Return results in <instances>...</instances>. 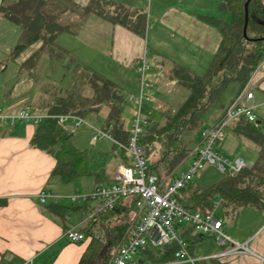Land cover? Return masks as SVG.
I'll return each instance as SVG.
<instances>
[{"label":"crops","instance_id":"obj_1","mask_svg":"<svg viewBox=\"0 0 264 264\" xmlns=\"http://www.w3.org/2000/svg\"><path fill=\"white\" fill-rule=\"evenodd\" d=\"M4 1L7 5L13 0H2L1 6ZM223 1L149 0L147 4L146 0H33L31 5L32 8L39 5L42 13L61 27L55 36V44L66 51L81 69L96 73L119 89L124 97L123 117L128 109L132 110L133 100L139 93L137 66L144 57L150 67L147 78L152 84V100L144 105L143 113L148 119L153 110L158 112V120L148 119L152 125L165 117L168 109L164 102L172 98L165 89V86L172 85L171 80L166 83L162 78L166 71L173 73L178 66L197 75L206 71L221 40L219 30L206 17L229 20L230 13L222 8ZM0 16L7 18L1 10ZM7 20L16 26L19 38L20 26L9 18ZM34 44L36 49L31 55L43 43L37 40L27 47ZM52 48L56 47L53 45ZM42 53L49 54L47 51ZM175 84L187 92L183 96L185 99L188 88L178 79H175ZM87 85L85 83V94L90 95L91 90ZM245 87L253 93L252 104L259 117L256 124L263 125L264 145V56ZM237 93L231 94L222 103L214 113L215 119L209 122L210 126L223 115ZM15 101L10 98L0 105L1 112L14 114L24 108L17 110ZM48 109L33 113L48 114ZM106 114L107 108L103 107L98 114L90 113L85 117L102 118L105 121ZM35 126L36 123L15 121L9 124L8 121H0V264H23L28 259L33 264H77L90 237L72 242L65 232L74 228L84 233L86 225L82 222L81 213L90 203H74L69 195L75 191L89 192L97 184L93 175L79 176L65 183L53 174L56 162L53 153L31 145ZM112 126L111 122L105 121L101 127H108L112 134ZM205 127H209V124ZM237 127L236 120L232 121L216 148L223 156L229 159L241 158L252 166L257 160L258 149L252 147L255 155L247 152L248 158L241 156L246 152V148L243 149L246 143ZM66 130L74 137L78 128L71 130L67 127ZM98 141L102 142L101 148L91 152L102 158L105 174L111 179L106 181L103 178L98 184H108L113 181L116 167L122 164L118 157L120 149L117 140L102 138L94 142ZM198 142L199 137L188 149ZM109 147L114 152L112 156L107 152ZM209 168L214 167L207 165L197 175ZM178 172L179 168L173 176ZM219 173L221 176L226 174ZM157 174L161 179L167 177ZM195 177L192 179L193 184L202 188L194 181ZM41 191L50 194L45 201L39 198ZM53 196L57 197L56 200ZM217 198L221 197L217 195ZM221 212L226 220L214 216L222 221L223 231L230 240L206 248L200 244L195 257H213L225 264H264V210L254 205L236 208L232 201H228L227 207L222 208ZM181 227L191 226L183 224ZM99 230L103 232L100 222L92 230L97 237ZM233 242L244 244L245 248L237 252L230 251ZM225 251L230 252L219 256ZM189 252L191 254L192 249Z\"/></svg>","mask_w":264,"mask_h":264},{"label":"trees","instance_id":"obj_2","mask_svg":"<svg viewBox=\"0 0 264 264\" xmlns=\"http://www.w3.org/2000/svg\"><path fill=\"white\" fill-rule=\"evenodd\" d=\"M33 0H13L11 4L0 7L4 16L20 26L21 32L15 46L14 53H19L28 45L37 40L42 41V47L34 52L27 61H33L38 54L65 53L55 44V36L61 27L52 22V19L43 14L37 5L32 8ZM246 0H224L222 8L230 13L229 20L208 16L206 20L215 25L221 34V40L206 71L201 74L190 73L184 67L178 66L173 75L188 88V94L182 104L171 116L167 114L160 121L146 125L141 134V145L148 154L155 146L162 145L163 156L174 151L177 159L165 175L173 176L183 163L189 151H181L182 132L198 114L211 102L217 99L225 87L235 82L239 84L238 92L245 88L252 73L259 66L264 52V0H250L248 3V22L246 27L247 38L243 36L244 3ZM37 3V2H36ZM50 18V19H49ZM56 48L53 49L52 46ZM59 54V53H58ZM69 55V54H68ZM69 61L75 60L69 55ZM82 71L79 77L75 75L60 89L62 95L56 96L55 103L48 109V114L74 113L79 116L98 114L104 107L107 108L106 122H111L112 134L115 140L127 143L130 131L125 128L122 115L124 97L119 89L109 80L97 76L87 70ZM63 74V72H62ZM61 74V75H62ZM63 80V79H62ZM70 83V84H69ZM85 83L91 94H85ZM239 135L253 141L258 147L255 164L236 174H224L217 182L208 187H198L191 181L185 188L176 193L177 199L184 206L206 213L212 210V201L217 195L222 200L232 201L236 208L245 205H254L264 210V145L263 137L255 125L250 124L244 117L236 119ZM250 124V125H249ZM31 145L48 153H53L56 160L53 174L59 176L62 182H70L79 176L93 175L94 182L100 183L106 176L102 158L94 152L78 148L73 143L71 132L59 126L54 117L42 119L36 123L31 137ZM98 156V157H96ZM121 163H127L123 150L118 151ZM101 158V159H100ZM100 159V162L98 160ZM150 166L151 172L156 175V167ZM159 177V175H158ZM137 209L136 198L122 199L112 210L100 216L99 221H90L83 229L85 238L90 237L84 252L77 264H106L111 252L123 236L132 215ZM100 222L104 233V240L93 234V226ZM179 234L186 242L187 248L192 247L205 236L193 232L194 228L179 227ZM178 248L176 242L154 248L146 247L142 250L143 258L139 263L146 261L159 263L171 260ZM201 264H225L216 258L210 257L201 260Z\"/></svg>","mask_w":264,"mask_h":264},{"label":"built area","instance_id":"obj_3","mask_svg":"<svg viewBox=\"0 0 264 264\" xmlns=\"http://www.w3.org/2000/svg\"><path fill=\"white\" fill-rule=\"evenodd\" d=\"M1 3L2 0H0V7ZM149 69L143 57L137 66L140 89L133 100L134 116L127 143L116 141L108 127L102 128L98 125L97 118H88L74 113L39 114L22 108L14 114H4L0 109V121H8L9 124L15 121L38 123L42 119L54 117L56 123L64 129L69 127L75 130L85 125L92 130L91 139L93 141L102 138L114 139L118 148L124 151L128 161L116 167L112 182L97 184L89 192L75 191L69 195V199L74 203H90V206L81 213L82 222L85 225L92 220L99 221L101 215L112 210L122 199L136 198L137 209L106 264H142L139 260L143 258L144 248H157L170 242H176L178 245L174 257L168 261L151 264H201L202 259L190 254L178 229L181 225L188 224L194 228V231L212 237L219 245L229 241V237L223 231L222 221L213 214L221 198L213 201L210 212L203 213L181 204L176 193L185 188L207 165L226 174H236L242 169L251 168V165L241 158L229 159L223 156L216 147L230 122L239 117H244L250 122L255 121L253 93L246 87L239 91L218 121L200 131L199 142L189 149L179 167L178 174L161 179L151 172L148 157L140 143L141 134L146 125L143 114L144 105L152 100V84L147 78ZM48 196L50 194L44 191L39 193L41 201H45ZM53 198L56 200L57 197L53 196ZM65 234L72 242L85 239L84 233L78 229H68ZM244 248V244L233 242L230 251L237 252ZM230 251L222 252L219 256ZM23 264L33 263L31 259H28Z\"/></svg>","mask_w":264,"mask_h":264},{"label":"rangeland","instance_id":"obj_4","mask_svg":"<svg viewBox=\"0 0 264 264\" xmlns=\"http://www.w3.org/2000/svg\"><path fill=\"white\" fill-rule=\"evenodd\" d=\"M146 1L148 4L149 0ZM17 38L18 31L16 30V26L8 21L7 18L0 16V105L5 104L6 101L11 98L13 101L16 100L14 104L17 110L24 107L30 112L46 111L55 103L56 96L62 95L63 92L60 91V89H65V84H67L73 75H75V78L79 77L78 83L80 82V76L82 73V71H80L81 66L77 63L68 61L69 55L60 52H58L59 54H51L49 56L40 53V55L38 54L33 61H27L31 56V52L36 49L35 44L26 49L24 48L25 50L21 53H12V51H15ZM61 68L63 69L61 70ZM61 72H63V74L58 76ZM162 78H164V82L167 83L171 80L170 83H172V85L165 86V89L168 92L167 95L171 94L172 98L170 101L164 102L166 109H168L166 114L171 116L182 104L184 100L183 96L187 92H185V90L178 84L173 85L177 77L173 75L172 71L170 73L169 71H166V74ZM239 87L238 83H229L225 87L224 92L217 99L211 102L191 121V123L183 128L181 151L184 152L185 150H188V148L196 142L200 135V131L205 128V126H208V124L210 126L209 122L215 119L214 113L220 108L222 103L225 102L228 96L238 91ZM253 112L256 116L257 110L254 109ZM133 116V111L130 109L124 114L125 128L129 131L131 130ZM147 118L151 121L158 120V112L153 110V113ZM257 120H259V117L256 116L255 121L250 124L256 125V128L263 137V125L262 123L259 125L256 124ZM104 123L105 121L102 118H98L99 126L104 125ZM231 123L226 126L225 132H227ZM89 131L90 129L87 126H80L73 137V143L78 148L86 149L88 152H91L101 148L100 145H102V142L92 141V133L90 131L91 135H89ZM243 141L246 143V147H243V149L246 148V152L241 154V156L247 157V152H250L249 155H255V151L252 147L258 149L257 145L245 137L243 138ZM162 150V145L157 144L147 157L149 164L156 167V172L160 175H165L173 169L172 165L177 159L178 153L171 151L166 156H163ZM107 152L110 156L114 154L110 147ZM221 177V174L216 169L209 168L196 175L194 181L200 184V186L206 187L209 183L214 182ZM221 203L214 214L215 216L226 220L222 215L221 209L227 207L228 201L223 200ZM97 235L101 237V239H104L101 230H99ZM200 244H203L204 248H206L208 246H215L216 241L209 236H205L203 239L199 240L192 248L191 255L193 257L197 256V248H199ZM144 264L149 263L146 261Z\"/></svg>","mask_w":264,"mask_h":264},{"label":"water","instance_id":"obj_5","mask_svg":"<svg viewBox=\"0 0 264 264\" xmlns=\"http://www.w3.org/2000/svg\"><path fill=\"white\" fill-rule=\"evenodd\" d=\"M250 0H246L244 3V24H243V36L244 38H247L246 35V27H247V22H248V3Z\"/></svg>","mask_w":264,"mask_h":264}]
</instances>
